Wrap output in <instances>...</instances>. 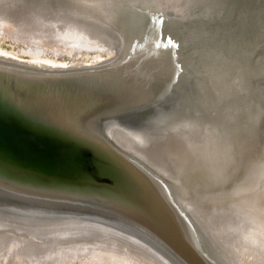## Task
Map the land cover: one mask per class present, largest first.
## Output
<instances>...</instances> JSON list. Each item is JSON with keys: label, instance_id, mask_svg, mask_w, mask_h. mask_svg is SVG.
Returning <instances> with one entry per match:
<instances>
[{"label": "water", "instance_id": "1", "mask_svg": "<svg viewBox=\"0 0 264 264\" xmlns=\"http://www.w3.org/2000/svg\"><path fill=\"white\" fill-rule=\"evenodd\" d=\"M168 1L150 0V3L154 2L153 7L159 10L162 5L169 8ZM181 2L179 13L173 15L177 18L172 16L168 18L170 21L164 18L161 21L169 22L157 31L151 32L157 28L156 21L138 25L146 37L138 47L130 41L138 14L153 13L136 5V0L19 1L30 12L47 11L71 24L84 19V5L92 6L103 11L106 30L111 18V24L113 19L121 34L109 38L90 28L99 32L100 41L114 51L103 63L90 67L58 70L9 59L0 62V230L23 227L33 231L40 224L55 227L49 232L57 233L98 226L126 233L134 243L166 264H233L195 212L196 198L206 201L208 191L215 187L223 189L222 184L216 182L201 189L189 185L186 170L179 164L184 137L174 135L173 129L186 119L191 126L190 134L186 135H194L191 146L200 144L202 133L214 121L216 110L209 100L221 76L217 69L220 76L213 82L206 80L202 64L208 61L215 64L219 53L227 52L229 41L233 44L239 29L247 31L254 21L263 32V47H258L250 64L256 72L251 73L247 89L243 87L245 92L236 82L234 85L229 82L228 87L248 94L243 96L247 106L253 99L257 101L260 95L264 96V0ZM105 4L111 9L109 15L103 9ZM191 4L194 10L189 11L193 13L187 12L188 18L184 20L183 12ZM186 23L189 25L184 28ZM168 59L175 65L183 64L184 76L179 74L183 79L164 70L168 65L161 60ZM177 60L183 63L177 64ZM189 60L197 69L187 73ZM240 76L237 75V81ZM262 102L260 107L250 109L246 121L250 125L244 128H248L244 148L237 147L236 154L239 156L241 149L243 161L238 158L232 167L223 165L224 171L230 169L227 182H233L243 170L241 166L250 161L245 160L242 151L257 150L251 148L255 140L252 144L248 142L256 132L260 136L259 122L262 130L259 157L264 155ZM160 118L171 121L162 125L154 122ZM257 118L259 122L252 126L251 122ZM133 132L143 136L135 139ZM210 132L206 134L213 139L215 134ZM124 133L137 141L134 146L140 153L135 147L127 149L119 144L117 137ZM164 144L177 150H163L164 157H158ZM158 161L168 165L176 176H164L157 171ZM203 176L201 168L200 177ZM262 176L255 189L264 186ZM174 186L177 191H173Z\"/></svg>", "mask_w": 264, "mask_h": 264}, {"label": "bare ground", "instance_id": "2", "mask_svg": "<svg viewBox=\"0 0 264 264\" xmlns=\"http://www.w3.org/2000/svg\"><path fill=\"white\" fill-rule=\"evenodd\" d=\"M181 1L182 0H169V8L166 5H162L159 7V10H156L153 7L154 2L150 3V0H136V5L141 6L144 11L151 10L153 14H147L146 12L138 14L130 41L140 47L144 40H146V37H144V31L141 30L138 25L147 26L149 21H156L154 25L155 28H157L151 32L157 31L158 28L164 27L165 25L163 24L168 23L175 13H179L177 10L182 6ZM150 4L151 8L149 9ZM176 4L178 7H176ZM194 4L189 5L188 10L183 12V14H185V17H183L184 20H187V15L193 13V11L190 13L189 10L190 8L194 10V7H192ZM5 5V1L0 0V10ZM170 6L172 7L170 8ZM83 7L86 14H84V19H81L78 24L63 23V30L60 32L62 39L68 40L72 42V44L81 45L85 43L97 46L100 47L102 51H105L108 56L112 53L111 56H113V48H109L103 41H100L101 39H99V37H101V35L95 30L101 31L102 34L104 33L110 38L121 34L119 32L121 30L120 27H118L113 19L111 24V18H109V22L106 24L108 30H106V28H104L106 19L102 14L103 11H98L92 6L89 7L84 5ZM103 9L107 12V15L110 14L109 12H111V9L109 6L105 4ZM168 9L169 11L164 12ZM169 12L173 14H169ZM187 12L189 14H187ZM173 17L177 18V16ZM164 18L170 19H168L169 21H161ZM89 25L91 27H89ZM188 25L189 23H186L184 28ZM259 27L260 25L254 21L248 26L247 31L239 29L233 38V44L229 41L227 52L223 54L219 53L215 64L211 65L212 62L208 61V63L202 64L205 72L198 69L203 72V76H205L206 80L212 82L221 74L218 83L223 82L222 85L217 83V86H214L216 88L214 91H212L213 89L211 90V99L209 100L211 102L210 106L216 111H214L213 124H210L211 128L209 130L206 129V133L213 130L210 132L211 134H215L213 139L211 136H207L206 133H202L204 135H201L202 141L200 144L191 146L190 143L191 140L194 139V135L189 137L186 135L190 134L191 131V126L186 122V119L176 125L177 129H173L174 135L180 134L184 137L185 143L181 145L184 150L180 152L179 164L183 171L186 170V177L189 185L193 186V188L201 189L213 185L216 182L222 184L220 186L223 189H217L215 187V190L208 191L209 195L206 201L203 198H196V205L198 206L195 212L196 215L200 216L205 221V227L213 236L216 245L221 248L223 253L227 256V259L233 264H264V186L258 189L254 188L264 174V155L261 158L259 157V143L261 141L262 130L260 136L258 135L259 132L258 134L256 132V135L254 134L253 136L248 132V137L251 136L248 144H252V141L259 139L257 141V150L252 151V153L245 149L242 151L244 152V156H246L245 160L249 159L250 161L248 160L249 162L246 163L245 167L241 166L243 170L236 176L233 182H227V177L230 176L228 175L230 169L224 171L225 169L223 167V165L225 166L227 164H232L231 167L234 166L233 163L236 164L238 158L243 161V155L242 153L240 154V152L241 149L244 148H242L244 136H247L248 131V128L247 130H244V128L250 125V123H248L249 121L246 122L249 117L250 109H252L253 106L260 107L264 100V96L260 95L257 101L253 99L251 104L247 106L243 96L248 94L241 93L242 90L245 92L243 87L247 89L246 84L250 83L251 73L254 74L256 72V69L250 68L251 61H253V57L257 55L258 47L260 45L263 47V32L259 31ZM90 28L95 30L91 31ZM250 29H253L252 32H249ZM138 34L141 35L139 36ZM177 42H180V39ZM1 50L0 53L2 54ZM0 58V62H2V59H9L12 62L28 63L27 61L16 60L3 55H0ZM30 60L32 61V59ZM103 61H105V59ZM103 61L101 60L98 64L103 63ZM161 61L168 65L164 66L166 72H173L179 76V79H183L181 76H184L183 71L186 70V68L182 67L183 64L175 65L172 63V59ZM181 62L182 60L176 61L177 64ZM94 64L95 63L73 65H77L74 68L77 69L82 66L90 67ZM38 65L47 67L44 64ZM186 67L187 73L190 69H197V65H194L190 60L186 64ZM217 69L221 71L220 74L216 72ZM237 75H241L238 81ZM165 76L167 77L168 75ZM229 82H233V85L235 82L238 83L240 88L242 85V90L237 88L236 90H231V88L228 87V85H231ZM222 86L226 88L222 89ZM182 95L185 98L184 92H182ZM209 97L210 95H208V93L205 94L207 100ZM170 101L172 100L170 99ZM168 106H170V103ZM240 107L243 108V111H240ZM170 108L171 107L168 109ZM183 108L186 107L184 106ZM261 116L264 117V114H261ZM164 117L165 116H163V118ZM163 118L155 119L156 121L154 122L162 125L170 120ZM257 120L258 118L253 123L251 122V125L254 126L255 123L257 125L259 122ZM262 124H264V121ZM258 125L260 126V122ZM187 126H190V129L185 128ZM263 127L262 125V129ZM133 133L135 136L131 135L134 136L135 139L138 138V136H143L136 132ZM124 134L117 137L119 144L127 149H133L135 147L138 153L139 148L134 146L138 144L137 141L132 139L127 133ZM114 138L115 137H113V140ZM142 140L143 139H141V141ZM165 146L164 144L161 147L162 150L158 152V157H164L163 150L167 149L168 152L169 150H177L174 146ZM239 146L241 147V149L238 150L240 151L238 152L240 157L236 154L237 147ZM261 148L262 153L264 152V139ZM194 152L196 154H194ZM171 159H174L173 155ZM255 160L258 161L256 162ZM157 164V171L161 172L162 175H169L170 177L176 176V174L172 173V169H169L168 165L165 166L159 161ZM201 168L204 174L203 177H200ZM232 169H234V167ZM245 170L247 171L245 176L238 181V177L243 175ZM224 185L226 186L224 187ZM177 189L178 187L174 186L173 191H177ZM252 190L253 192H251ZM226 200L228 201L226 202L227 204L225 203ZM19 228L20 229L6 228L0 230V251L4 252V255L10 260L16 257L17 264H67L73 257L78 255H82V257L91 255V258L93 257L96 262L103 264H166V261L163 259H158L146 249L134 243L133 238L126 236V233L119 230L115 231L111 228L107 229L93 226L91 230H57L55 231L57 233L49 232L50 230H54L55 227H45L40 224L35 226L33 231L23 227ZM78 231L83 232V234H77L76 232Z\"/></svg>", "mask_w": 264, "mask_h": 264}, {"label": "rangeland", "instance_id": "3", "mask_svg": "<svg viewBox=\"0 0 264 264\" xmlns=\"http://www.w3.org/2000/svg\"><path fill=\"white\" fill-rule=\"evenodd\" d=\"M4 1L6 5L3 6L0 14V50L2 49L0 55L34 65L44 64L58 70L77 66L73 64L101 62L108 57V54L100 47L85 43L72 44L62 39L60 32L63 30V22L58 20L61 17L47 11L42 13L40 10H32L30 12L20 5V0ZM257 131H261L259 127ZM255 141L251 146L252 150L257 149V141L256 143ZM16 261V257L10 260L4 252L0 251V264H17ZM87 263L103 264L96 262L91 255L75 256L67 264Z\"/></svg>", "mask_w": 264, "mask_h": 264}]
</instances>
